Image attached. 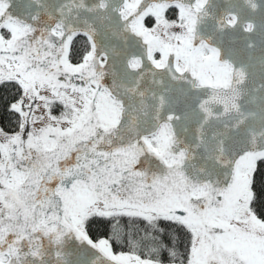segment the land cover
<instances>
[{
    "label": "water",
    "instance_id": "water-1",
    "mask_svg": "<svg viewBox=\"0 0 264 264\" xmlns=\"http://www.w3.org/2000/svg\"><path fill=\"white\" fill-rule=\"evenodd\" d=\"M171 7L188 17L184 39L157 61L144 23ZM78 36L90 51L72 65ZM0 75L31 95L25 130L1 144L0 264H150L89 237L82 217L97 204L198 229L200 264H264L224 220L264 158V0H0ZM45 86L84 102L72 125L33 133Z\"/></svg>",
    "mask_w": 264,
    "mask_h": 264
},
{
    "label": "trees",
    "instance_id": "trees-1",
    "mask_svg": "<svg viewBox=\"0 0 264 264\" xmlns=\"http://www.w3.org/2000/svg\"><path fill=\"white\" fill-rule=\"evenodd\" d=\"M164 16L168 20L181 23L183 15L176 7L169 8ZM157 17L149 16L145 20V28H154ZM5 39L10 37L7 29L2 31ZM90 50L88 40L84 36L76 37L71 45L69 62L73 65L81 63ZM15 78V77H14ZM23 85L18 79H8L0 83V130L7 135L21 133L22 116L14 106L23 97ZM158 145V140H154ZM2 152L0 148V162ZM264 158L255 164L249 191L251 201L249 212L260 222L264 223V171L261 164ZM82 227L95 242H106L116 255H124L140 261H149L159 264H169L168 252L161 251V245L157 243L162 238L163 243L175 254L174 264H186L189 243L193 240L190 232L196 233L186 223L161 216L144 215L134 212H111L109 214L87 212L82 220ZM159 229H163V236ZM155 249V251H153Z\"/></svg>",
    "mask_w": 264,
    "mask_h": 264
},
{
    "label": "rangeland",
    "instance_id": "rangeland-1",
    "mask_svg": "<svg viewBox=\"0 0 264 264\" xmlns=\"http://www.w3.org/2000/svg\"><path fill=\"white\" fill-rule=\"evenodd\" d=\"M182 15L184 21H182L181 23L168 20L164 16V14L156 16L157 21L154 28L151 30L148 29L159 38V44L155 47L154 50V56L157 61H160L163 57L161 48L162 43H174L183 41L188 17L184 13ZM4 40L7 41L6 39ZM204 57H209V53H204ZM7 78L8 77L0 75V83L7 80ZM9 79L15 78L9 77ZM21 84L23 83L21 82ZM30 101L31 95L29 94V91H25L23 97L14 106V108L22 115V131L25 130V118L24 113L22 112V108H24V110L27 112ZM83 102L84 99L80 95L70 93L68 90H60L57 91L56 94H52L50 87L45 86L41 88L38 93L35 109L31 116V131L33 133H36L44 127L50 125L61 127L72 125L81 112ZM9 137L11 136L3 133L0 130V144L6 142ZM157 146L159 147V143ZM252 170L242 172L243 177L247 181V189L245 195L233 210V214L229 218H225L224 220L229 225L234 227L235 239L250 241L254 245H257L259 247L264 246V223L258 221L249 212V203L251 201L249 184L251 180ZM89 211L105 214H109L112 212L103 208L102 205L97 204L87 207L83 213V217ZM193 229L196 233L195 245L197 246L201 242L200 233L198 229Z\"/></svg>",
    "mask_w": 264,
    "mask_h": 264
},
{
    "label": "snow or ice",
    "instance_id": "snow-or-ice-1",
    "mask_svg": "<svg viewBox=\"0 0 264 264\" xmlns=\"http://www.w3.org/2000/svg\"><path fill=\"white\" fill-rule=\"evenodd\" d=\"M236 22H237L236 18L233 17L232 19L226 21V24L229 27H235ZM253 29H254V26L251 24H248L245 28V31H252ZM101 67H103V64L101 65ZM240 73H241L242 77L246 76V73H244L243 69L240 70ZM261 87H264V85H262ZM256 90L258 91V89H256ZM119 103L121 105L123 104L122 101H120ZM206 103H207V101H201L199 107L202 110L206 111V109H204V105ZM234 107H236L237 110H239L238 104L234 105ZM169 118L171 119L172 117H169ZM176 118L178 119V117H176ZM245 119H246V117L241 115V119L237 122L236 127L238 128L240 126V124H242L244 122ZM261 135H264V133H262ZM261 169H262V171H264V163L261 164ZM261 195L264 196V192H262ZM262 215H264V213H262ZM159 231H160L161 237H162L163 236V229H159ZM190 235L193 236V240H191L189 243L188 255L186 257V264H200L199 261H196L193 259V255L196 252V245H195V239H194L195 234H194V232H190ZM157 243H159L161 245V249H160L161 251L168 252L169 264H174L175 254L168 249V246L166 244L163 243L162 238L160 240H158ZM153 251H155V249H153ZM120 255L123 256L124 253H121ZM150 264H151V262H150ZM159 264H163V261H159Z\"/></svg>",
    "mask_w": 264,
    "mask_h": 264
},
{
    "label": "bare ground",
    "instance_id": "bare-ground-1",
    "mask_svg": "<svg viewBox=\"0 0 264 264\" xmlns=\"http://www.w3.org/2000/svg\"><path fill=\"white\" fill-rule=\"evenodd\" d=\"M207 52L209 53V57L205 58L204 53H207ZM210 59H211V51H208V50H201L197 55V61L199 62H208ZM209 76L210 77L215 76V73L213 72L212 68H209ZM258 250H259L258 251L259 258L264 259V246H259Z\"/></svg>",
    "mask_w": 264,
    "mask_h": 264
},
{
    "label": "flooded vegetation",
    "instance_id": "flooded-vegetation-1",
    "mask_svg": "<svg viewBox=\"0 0 264 264\" xmlns=\"http://www.w3.org/2000/svg\"><path fill=\"white\" fill-rule=\"evenodd\" d=\"M22 110H23V108H22Z\"/></svg>",
    "mask_w": 264,
    "mask_h": 264
}]
</instances>
